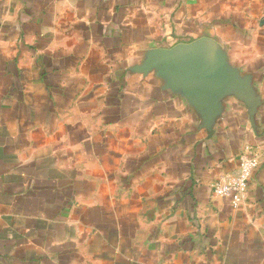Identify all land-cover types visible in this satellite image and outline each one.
Here are the masks:
<instances>
[{
	"label": "crops",
	"instance_id": "0c3cea01",
	"mask_svg": "<svg viewBox=\"0 0 264 264\" xmlns=\"http://www.w3.org/2000/svg\"><path fill=\"white\" fill-rule=\"evenodd\" d=\"M0 264H264V0H0Z\"/></svg>",
	"mask_w": 264,
	"mask_h": 264
},
{
	"label": "built area",
	"instance_id": "2783aa9c",
	"mask_svg": "<svg viewBox=\"0 0 264 264\" xmlns=\"http://www.w3.org/2000/svg\"><path fill=\"white\" fill-rule=\"evenodd\" d=\"M260 162L259 156L251 154L250 146L246 145L239 155L236 170L224 173L211 182L212 194L216 197H224L229 200L233 207H238L245 197L249 181Z\"/></svg>",
	"mask_w": 264,
	"mask_h": 264
},
{
	"label": "water",
	"instance_id": "95a60500",
	"mask_svg": "<svg viewBox=\"0 0 264 264\" xmlns=\"http://www.w3.org/2000/svg\"><path fill=\"white\" fill-rule=\"evenodd\" d=\"M197 45H198V43H197V44L194 43L193 45H190V46L196 47ZM190 46L178 45V46L176 47V49H185V47H190Z\"/></svg>",
	"mask_w": 264,
	"mask_h": 264
}]
</instances>
